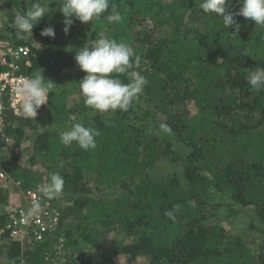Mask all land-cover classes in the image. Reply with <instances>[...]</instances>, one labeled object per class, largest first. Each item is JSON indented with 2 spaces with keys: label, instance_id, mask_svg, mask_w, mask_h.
<instances>
[{
  "label": "trees",
  "instance_id": "16d2710c",
  "mask_svg": "<svg viewBox=\"0 0 264 264\" xmlns=\"http://www.w3.org/2000/svg\"><path fill=\"white\" fill-rule=\"evenodd\" d=\"M0 11V39L29 48L23 71L49 93L38 117L8 112L0 169L37 189L40 161L50 201L64 202L52 239L0 236V264H41L59 237L66 264H117L89 249L113 231L146 264H264V0H0ZM9 195L0 184V208ZM241 216L243 233L230 224Z\"/></svg>",
  "mask_w": 264,
  "mask_h": 264
},
{
  "label": "built area",
  "instance_id": "2783aa9c",
  "mask_svg": "<svg viewBox=\"0 0 264 264\" xmlns=\"http://www.w3.org/2000/svg\"><path fill=\"white\" fill-rule=\"evenodd\" d=\"M26 45H12L0 39V135L4 132L8 112L17 117H37L48 104V90L39 87L35 78L24 73L31 65ZM22 58H26L22 63ZM5 178L0 172V179ZM13 181V180H12ZM13 185L21 188L20 181ZM22 189V188H21ZM23 204L7 211V218L0 228V236L22 244L41 243L52 239L61 218L60 208L49 199V188L23 190ZM54 254H46L41 264H66L63 239L54 241ZM10 264H25L23 260Z\"/></svg>",
  "mask_w": 264,
  "mask_h": 264
},
{
  "label": "rangeland",
  "instance_id": "374dc122",
  "mask_svg": "<svg viewBox=\"0 0 264 264\" xmlns=\"http://www.w3.org/2000/svg\"><path fill=\"white\" fill-rule=\"evenodd\" d=\"M1 12V11H0ZM1 15V13H0ZM1 23V22H0ZM94 48V47H93ZM94 49H92V51L89 52L88 57L87 58V63H89V68L93 69V65H97L98 63H100L99 60V54L96 50L93 51ZM97 53V54H96ZM77 96L76 95H71L68 96L67 98V103L69 106L73 105L74 103L77 102ZM10 154V153H9ZM3 157L5 159H7L8 157V153L3 152ZM28 150H23L22 152V157L19 160L20 161V166L21 168L24 167V165H27V156H28ZM1 156L0 153V160L4 159ZM39 161V160H38ZM34 172H41V179L38 180V182L36 183L38 188L37 189H41L42 187H48V179L47 174H46V169L45 166L41 164V162H37V164L33 167ZM0 172L4 173V177L5 178H1L0 179V184L7 187L8 189L12 190V184L13 181L12 179L9 178V173L6 172L3 169H0ZM44 173V174H43ZM8 179V180H7ZM15 187V190L12 191V194L9 195V199L6 205L1 206L0 211H2L3 213L9 211L10 209L12 210L16 205L18 204H23V200L21 199V193H22V189L20 187ZM40 187V188H39ZM20 195V196H19ZM59 202L61 203L60 208L63 207L64 202L60 199ZM245 221H246V217L245 216H241L240 219H234L230 224H231V228L232 229H237L238 232L243 233L244 229H242L240 226L243 224L245 225ZM230 228V226H229ZM4 241V240H3ZM3 241L0 239V242L3 243ZM125 241H127V239L119 233H116L115 231H113L110 235H108L106 238H104V240H100L97 243H95L92 247H89V249H91V251L94 252V257H96V259L98 258H103V257H111L112 260H114L117 264H146L145 260L143 258H137V259H133L127 255H124L122 253H120L118 250L120 248V246L125 243ZM25 245V244H23Z\"/></svg>",
  "mask_w": 264,
  "mask_h": 264
},
{
  "label": "crops",
  "instance_id": "0c3cea01",
  "mask_svg": "<svg viewBox=\"0 0 264 264\" xmlns=\"http://www.w3.org/2000/svg\"><path fill=\"white\" fill-rule=\"evenodd\" d=\"M13 185V184H12ZM10 190V195L12 194V191L13 190H15V187H14V185L12 186V190L11 189H9ZM20 196V195H19ZM20 200H23V196H22V194H21V199Z\"/></svg>",
  "mask_w": 264,
  "mask_h": 264
},
{
  "label": "clouds",
  "instance_id": "9594fccd",
  "mask_svg": "<svg viewBox=\"0 0 264 264\" xmlns=\"http://www.w3.org/2000/svg\"><path fill=\"white\" fill-rule=\"evenodd\" d=\"M38 117V116H37ZM33 118H35V117H33Z\"/></svg>",
  "mask_w": 264,
  "mask_h": 264
}]
</instances>
